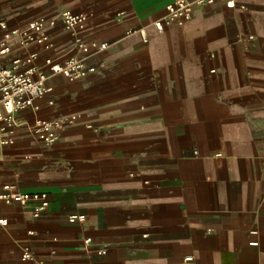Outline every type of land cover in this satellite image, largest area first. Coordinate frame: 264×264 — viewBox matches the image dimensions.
<instances>
[{
  "label": "crops",
  "instance_id": "crops-1",
  "mask_svg": "<svg viewBox=\"0 0 264 264\" xmlns=\"http://www.w3.org/2000/svg\"><path fill=\"white\" fill-rule=\"evenodd\" d=\"M171 1L0 0L9 24L47 18L49 54L74 53L63 9L88 12L84 37L107 43L93 73L51 76L16 113L0 193L49 206L0 204V264H35L24 247L41 264H264V0L194 2L158 31ZM55 118L72 120L52 143L27 128Z\"/></svg>",
  "mask_w": 264,
  "mask_h": 264
},
{
  "label": "built area",
  "instance_id": "built-area-1",
  "mask_svg": "<svg viewBox=\"0 0 264 264\" xmlns=\"http://www.w3.org/2000/svg\"><path fill=\"white\" fill-rule=\"evenodd\" d=\"M210 4L212 0H173L164 7V13L153 20V26L158 31L173 22L181 23L192 15L193 3ZM227 6H234L233 0H225ZM88 12H74L63 9L60 13L62 28L72 37L74 53L62 56L54 51L51 35L46 31L47 18L38 16L21 24H9L0 18V154L4 146L11 142L15 129L20 125L16 120L19 110L36 108L35 101L52 91L48 79L60 74L68 80L83 78L95 71V66L88 60L107 47L106 42L94 39L87 40L83 32L87 26ZM139 33L144 42L147 36L141 29H128L125 34ZM51 104V100L47 101ZM71 118L40 119L28 125V130L40 140L52 143L57 139V133L65 122ZM17 203L22 208L30 209L33 217H39L49 206L45 192H22L13 186L0 193V204ZM76 214L68 216V221L77 219ZM7 219L0 214V227L7 225ZM84 242L89 243L90 238ZM103 248H97L102 253ZM22 259L35 264L28 247L22 249Z\"/></svg>",
  "mask_w": 264,
  "mask_h": 264
}]
</instances>
